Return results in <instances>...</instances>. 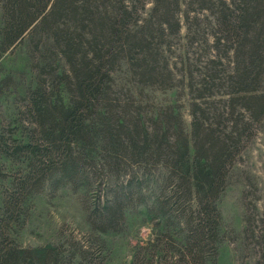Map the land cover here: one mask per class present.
I'll return each instance as SVG.
<instances>
[{"label":"trees","instance_id":"trees-1","mask_svg":"<svg viewBox=\"0 0 264 264\" xmlns=\"http://www.w3.org/2000/svg\"><path fill=\"white\" fill-rule=\"evenodd\" d=\"M194 3L213 17L212 43L200 25L183 24ZM0 13V55L27 45L38 74L19 125L0 136V156L19 164L2 192L0 264H67L62 247L19 243L31 201L116 178L107 202L90 205L103 233L146 205L148 182L160 189L150 210L157 238L133 264H218L219 201L264 120V0H0ZM184 26L190 45L214 53L199 75H185L190 131L175 106L142 103L145 86L176 84L168 47ZM11 82L0 80V92ZM223 90L226 100L212 99Z\"/></svg>","mask_w":264,"mask_h":264},{"label":"rangeland","instance_id":"rangeland-1","mask_svg":"<svg viewBox=\"0 0 264 264\" xmlns=\"http://www.w3.org/2000/svg\"><path fill=\"white\" fill-rule=\"evenodd\" d=\"M210 15L209 11L201 10L194 3L189 12H185L183 24L186 18L188 26L200 25L206 31V39L209 38V43H212L210 37L214 32L208 25L213 17ZM1 24L0 13V26ZM186 38L185 27L181 37L172 39L168 47V55L178 67L176 84L172 86L170 83L166 89L157 85L145 86L142 103L147 105L146 109L175 106L186 120L190 131L193 98L187 88L188 80L185 75L189 69L199 75L214 53L206 50L203 45H190ZM31 55L27 45L0 55V80L12 79L11 84L0 92V136L9 135L10 129L19 125L27 87L36 85L38 74L32 71L34 62ZM214 97L210 99L226 100L228 94L223 90ZM17 134L20 135L19 132ZM2 168H5L3 172L7 176L0 175V205L2 192L10 186L11 174L17 173L19 164L0 156V169ZM114 180L109 184L107 179L105 183L99 181L88 193L64 187L56 193L47 189L36 195L31 201L25 228L18 235L19 243L23 247H62L67 256V264H133L137 249L149 247L150 241L157 238L159 231L150 210L155 206L160 189L154 181L148 182L144 190L146 205L134 204L129 207L119 229L103 233L93 228L90 216L93 205L97 209L101 203L104 205L107 202V195H111L119 179ZM126 180L127 175L120 179L121 182ZM109 198L111 199L110 196ZM219 209L222 228L218 264H264V120L259 124L257 135L248 143L240 160L232 168L228 186L219 201ZM94 215L97 218V213ZM84 250L87 253L83 255ZM163 254L158 253L160 257Z\"/></svg>","mask_w":264,"mask_h":264}]
</instances>
